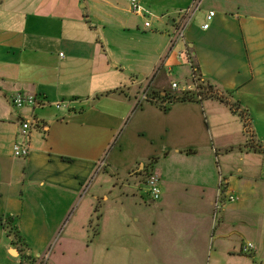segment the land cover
Listing matches in <instances>:
<instances>
[{"label":"crops","instance_id":"1","mask_svg":"<svg viewBox=\"0 0 264 264\" xmlns=\"http://www.w3.org/2000/svg\"><path fill=\"white\" fill-rule=\"evenodd\" d=\"M139 1L145 18L132 14L130 0L127 9L120 0H0V264H21L23 257L39 264L101 163L110 182H101L104 206L94 239L87 245L84 235L81 243L88 264H98L99 253L112 264L120 249L143 252L146 264H203L212 229L236 225L251 226L254 254L264 255L258 223L264 208V15L234 12L242 0H214L216 8H204L185 33L203 80L243 113L252 136L243 152L244 128L227 103L161 99L164 91L172 95L166 74L187 67L169 48L172 19L194 0H174L176 10L162 15H150L159 0ZM210 11L215 16L203 30ZM149 15L154 23L146 29ZM189 75V69L182 73L181 89ZM147 85L149 98L137 105ZM18 94L48 105L17 109L11 99ZM58 101H70L72 110L52 107ZM28 120L33 123L24 137L20 125ZM15 144L28 147L26 158L13 156ZM235 160L242 165H232ZM150 173L159 177L156 202L141 190ZM219 191L223 201L231 195L238 205L226 203L214 222ZM116 194L129 201L115 202ZM120 207L133 210L130 224ZM5 218L26 243L21 254L3 228ZM93 222L82 217L73 230L83 234Z\"/></svg>","mask_w":264,"mask_h":264},{"label":"rangeland","instance_id":"2","mask_svg":"<svg viewBox=\"0 0 264 264\" xmlns=\"http://www.w3.org/2000/svg\"><path fill=\"white\" fill-rule=\"evenodd\" d=\"M139 2L143 7L146 8V5H144V2H141V1ZM155 2L158 7L155 8L156 10L155 13H150V15L151 14L162 15L166 12H173L174 10H176L175 9L176 2H174V0H159ZM120 3H122L124 5V8L127 9L126 0H120ZM213 3H214V0H204L202 2L200 10L195 14L192 20V24L195 25L198 21H201V13L204 8L209 7V6L212 8H216V6L213 5ZM242 4L243 5L239 8L232 7V10L235 12V10L238 9L239 11H236V12H238L239 14H243L244 12L251 11V12H257L259 14L264 15V0H242ZM151 12H153V10H151ZM150 15L147 16L146 19L147 21L154 23V20L151 18ZM126 33L127 32H123L122 35H127ZM156 33L158 32L156 31ZM134 43L140 46V43L139 44L138 42H134ZM187 69L188 68L186 67L184 68L183 71L177 70L171 74H166L167 84L170 85L172 82L179 83V88L177 91H172L171 89H168V92H170L172 95L180 94L182 92V89H181L182 73L184 71H187ZM137 78H138L137 80H141V77H137ZM228 111H230V109ZM235 116H237L236 121L238 125H240V127L243 128L244 127L243 121L238 115H235ZM260 132L262 131L259 130L258 133L260 134ZM242 133H243V139H245V143L242 142L243 144L240 147V149L241 151L244 152V149L246 148V145L248 142L247 140H251V137L244 132V129ZM237 155H238V152H237ZM247 161H248L247 158H245L243 163L247 164ZM240 163L241 162H239L238 160H235L231 164L232 165H238V164L242 165V163L241 164ZM258 167H259L258 165L257 166L255 165L254 169L257 170ZM262 167L264 168V165ZM104 171H105V168H100L95 173V175H93L89 179L86 186L83 188L82 192L77 196L76 201L73 204L71 210L65 217L64 221L61 223L58 229V232L56 234V237L51 242L46 252L41 254V258L39 259V264H88V256L84 251H82L83 247H81V243L85 235L87 236V240H88L86 244L89 245L90 239L91 240L94 239L93 237H94L95 226L93 224L96 222V220L101 219L100 214H101V211L103 210L104 202L101 201L100 196L105 191V185L104 184L102 185V183L106 179L110 182V174L105 173ZM262 172H264V170H262ZM222 187H223V181L220 180L219 189H221ZM143 189L146 191L147 188H146V185L141 183V190ZM130 200L134 201V203H138V201H140V200H136L135 198H130ZM114 201L117 203H123V202H128L129 198H125L121 194H116ZM230 204L231 206L235 207L238 205V202L236 201ZM95 208H96V211L94 210ZM122 211L124 213V218L127 221V224H130L129 218L133 210L130 211L127 208L126 210H122L120 207L119 212H122ZM220 213L222 212L219 211L216 214L214 222L218 221ZM82 217L83 219L92 217L94 221L92 224L90 223L87 224V226L85 227L83 231V234L78 233L76 230H73V227L76 226L74 225L76 223V220L81 219ZM258 218H259L258 220L259 225L264 226V208H262L260 212L258 213ZM227 225H229V223ZM91 226H92V229L90 228ZM130 226L131 228H133V225H130ZM250 228H251L250 225L247 228L239 227V225H236L235 230L233 228H230L227 231L212 229L211 234H210L209 245H208L209 254L207 257L206 256L204 257L203 264H264V255H260V256L255 255L254 254L255 247H254L253 253H251L250 255L241 253V246L243 244L251 243L253 246H255L254 241H253L254 238L251 236V232L249 231ZM72 230H73V233H71ZM234 231L237 232L236 235H231L223 240L217 237L220 234L225 235V234H229ZM127 234H130V233L127 232ZM127 234L124 233V236ZM66 239H68L67 241L69 243L68 248H67V254L65 257H62L61 256L62 245L65 244ZM76 240H79L80 243L76 242ZM133 243L135 245L137 244L136 242H133ZM121 245H122L121 243H118V247H120ZM86 252L88 253L89 251H86ZM119 252L120 253H118L117 255V250L115 251V256L113 258L112 264H146L147 261L150 260L141 251H138L135 253L131 252L129 254V253H123L125 251L122 252V250L120 249ZM104 262L105 260L102 258V256L99 253L98 264H105ZM33 263L35 264V262ZM21 264H26V263H24V260H21Z\"/></svg>","mask_w":264,"mask_h":264},{"label":"built area","instance_id":"3","mask_svg":"<svg viewBox=\"0 0 264 264\" xmlns=\"http://www.w3.org/2000/svg\"><path fill=\"white\" fill-rule=\"evenodd\" d=\"M204 0H194L192 6L189 8H186L184 10L178 11L174 14L173 19H172V28L171 32L168 33L167 37L169 40V48L170 51H175L177 54V59L184 65H186L190 71L189 79L190 83L187 87L182 89V92H194L198 91L199 86H203V83L199 81V77L197 73L195 72L193 68V63L191 61V57L188 52L186 40H185V33L190 25L193 17L195 14L200 10V7L202 5V2ZM130 11L132 14L137 15V16H142L145 18V15L143 13V9L140 6V4L137 2V0H130ZM215 13L213 11L208 12L206 16V21L207 23L203 25L202 29L207 30L209 27V22L214 18ZM144 27L146 29L151 28V24L149 21L145 22ZM149 85V84H148ZM148 85L145 87L142 92L141 96L139 97V100L137 101V105L139 102H145L149 98V90H148ZM179 88V85L177 83H172L170 85V89L172 91H177ZM181 92V93H182ZM200 99V98H199ZM12 105L17 108H24V107H45L48 104L45 103L44 101H37L35 97L29 96V95H15L11 99ZM71 102L70 101H58L54 104H52V107H54L57 110L60 109H65V110H72L70 106ZM33 121H23L21 122L20 125V133L22 136L27 137L31 127H32ZM12 152L13 156L17 158H26L29 154V149L26 145H17L15 144L12 147ZM103 163L99 165V169L102 167ZM145 185H146V191L149 196V198L152 200V202H156L160 199L161 197V189L159 185V177L154 174L150 173L147 175L145 179ZM223 196L221 191H219L217 198L215 200V203L213 205L215 216L216 214L221 211L226 203H233L237 200L236 197L233 196H227L225 197V201L222 200ZM254 251V246L251 243H246L241 246V253L243 254H251Z\"/></svg>","mask_w":264,"mask_h":264},{"label":"trees","instance_id":"4","mask_svg":"<svg viewBox=\"0 0 264 264\" xmlns=\"http://www.w3.org/2000/svg\"><path fill=\"white\" fill-rule=\"evenodd\" d=\"M193 68L195 70V72L197 73L198 77H199V81H201L203 83V86H199L198 87V91H194V92H182L180 94H176V95H170L169 93L164 91V97H162L161 99L172 104V103H185V102H196V103H201L204 100H217L219 102L222 103H227L226 98L224 93H219V90L210 85L207 81L203 80V78L200 75V71L199 68L197 66L196 63L193 62ZM110 93L104 94L103 96H107ZM200 98V99H199ZM229 105V108L231 110V112L235 115H238L241 120L243 121V128H244V132L249 135L252 139L251 133L248 131L247 129V124L245 123V119L243 116V113L238 112V109L235 107L234 104H230L227 103ZM251 140H248V144H250ZM258 151V150H256ZM3 228L5 230V232L10 235L11 237H13L14 240V246L18 249L19 253H22V249L26 248V243L24 242L23 238L21 237L20 233L18 232V230L15 228L13 221L11 218H5L3 221ZM24 263L26 264H34L31 259H29L28 257H23Z\"/></svg>","mask_w":264,"mask_h":264},{"label":"water","instance_id":"5","mask_svg":"<svg viewBox=\"0 0 264 264\" xmlns=\"http://www.w3.org/2000/svg\"><path fill=\"white\" fill-rule=\"evenodd\" d=\"M14 251V250H13ZM15 252V251H14Z\"/></svg>","mask_w":264,"mask_h":264}]
</instances>
